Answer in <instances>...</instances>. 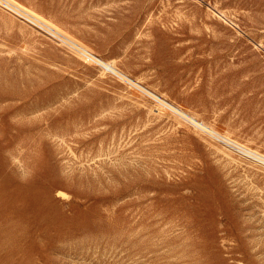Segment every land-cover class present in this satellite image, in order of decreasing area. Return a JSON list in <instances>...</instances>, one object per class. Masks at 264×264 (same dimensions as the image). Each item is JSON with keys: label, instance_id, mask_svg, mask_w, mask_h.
Returning <instances> with one entry per match:
<instances>
[{"label": "rangeland", "instance_id": "374dc122", "mask_svg": "<svg viewBox=\"0 0 264 264\" xmlns=\"http://www.w3.org/2000/svg\"><path fill=\"white\" fill-rule=\"evenodd\" d=\"M16 1L90 54L0 6V264H264V164L97 61L264 155V0Z\"/></svg>", "mask_w": 264, "mask_h": 264}, {"label": "bare ground", "instance_id": "6f19581e", "mask_svg": "<svg viewBox=\"0 0 264 264\" xmlns=\"http://www.w3.org/2000/svg\"><path fill=\"white\" fill-rule=\"evenodd\" d=\"M0 6L2 8H4V9L8 10L9 12H11L14 15L17 14V15L23 17L24 19L29 20L33 24L35 23V25L38 24L39 25L38 27H40V28L44 29V31L50 33L52 36H54L55 38H57V40L58 39L61 40V41L63 40L65 42H67L68 44H70L75 49L79 50L80 52H83L85 54H90V50L85 45H83L80 41H78L77 39H75L74 37H72L71 35H69L66 31H64L62 28H60L56 24L52 23L51 21H49L47 18L43 17L41 14H39V13H37V12H35V11L27 8V7H25L24 5H22L18 1H16V0H0ZM219 14H220V12H219ZM216 15H218V14H216ZM97 61L99 62V64H101L102 66L106 67L108 70H110L114 74H116L119 77L127 80L128 82H130L134 86L138 87L139 90H141L145 94H147V95L155 98L156 100H158L160 103H162L168 109H170L171 112H173L176 115V117H178L180 119H183V120H186L187 122H190L191 124H193L195 127H197L198 129H200L204 133H207L208 135H210V137H213V139L215 138L217 140H222L226 144L225 146H231L235 150H238L239 153H241V154H243L245 156H249V157L253 158L254 160H256V161L264 164V155L260 154L257 151H254L252 149H249V148H247V147L239 144L236 141H232L228 137L229 134L226 136L222 132H219V130H217L214 127H212V125H209V124H207V123H205L203 121L197 120L193 115H191V114L188 113L191 110H189L188 112H186L183 109L176 108V107L173 106V104L172 105L169 104L167 101H165L162 98L156 96L155 94L150 93V92H148L146 90L144 91V89H142L140 86H138L136 84L137 82L136 83L133 82L132 81L133 79L130 80V78L128 76H126L123 73V71L120 69L122 71L121 72L117 68V66L115 65V63H113V62H111V63L110 62H106L103 59H99V58H97ZM194 115H195V113H194ZM199 117H201V116H199ZM231 154H233V152Z\"/></svg>", "mask_w": 264, "mask_h": 264}]
</instances>
